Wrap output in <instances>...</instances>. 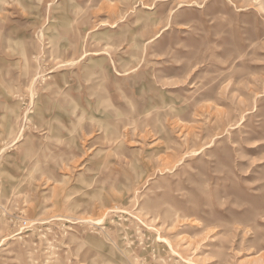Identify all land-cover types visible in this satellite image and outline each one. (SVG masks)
Returning <instances> with one entry per match:
<instances>
[{
  "label": "rangeland",
  "instance_id": "374dc122",
  "mask_svg": "<svg viewBox=\"0 0 264 264\" xmlns=\"http://www.w3.org/2000/svg\"><path fill=\"white\" fill-rule=\"evenodd\" d=\"M0 264H264V0H0Z\"/></svg>",
  "mask_w": 264,
  "mask_h": 264
}]
</instances>
